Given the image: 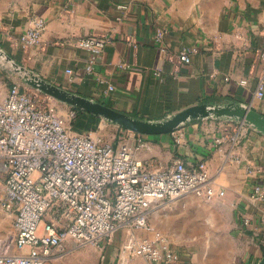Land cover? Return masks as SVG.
Instances as JSON below:
<instances>
[{"label": "crops", "instance_id": "1", "mask_svg": "<svg viewBox=\"0 0 264 264\" xmlns=\"http://www.w3.org/2000/svg\"><path fill=\"white\" fill-rule=\"evenodd\" d=\"M35 16L46 22L41 41L22 50L14 39ZM91 33L111 34L112 42L88 72L89 52L77 42ZM0 46L43 78L137 117L158 120L189 105L229 100L264 113V96L255 95L264 72L255 57L256 48L264 47V0H0ZM192 47L197 51L190 62L174 67L169 53ZM5 78L0 100L15 81L7 73ZM226 121L233 120L193 119L157 135L117 126L133 142L125 141L134 157L150 168H166L176 159L189 166L205 161L215 190L225 192L214 202L227 211L228 223L211 226L226 230L232 245L199 253L174 249L181 256L171 264H256L264 253V200L252 188L254 182L264 187V135L243 123L235 142H217ZM109 124L99 119L100 127ZM116 234L98 245L67 244L49 263L100 247L98 264H154L131 252L125 229Z\"/></svg>", "mask_w": 264, "mask_h": 264}, {"label": "built area", "instance_id": "2", "mask_svg": "<svg viewBox=\"0 0 264 264\" xmlns=\"http://www.w3.org/2000/svg\"><path fill=\"white\" fill-rule=\"evenodd\" d=\"M45 27L43 18L33 17L14 39L15 46L29 50L39 44ZM163 33L162 28L156 30L158 41ZM130 41L136 49L137 42ZM111 42L112 35L106 33L79 38L78 46L90 55L88 72ZM196 51L184 48L168 58L176 67L190 62ZM255 57L264 62V47L256 48ZM255 95L264 96V72ZM74 117L72 108L61 114L54 98L16 81L0 100V203L13 215V234L5 241L12 240L14 246L10 251L0 247V264H48L67 244L98 245L120 229L126 230L134 255L154 264L180 259L163 236L147 234L152 230L147 212L155 203L186 193L207 199L223 196L224 190H215L211 183L206 162L189 166L176 159L166 168H150L134 157L126 142L114 147L103 142L95 129H72ZM242 125L226 121L223 138L217 142L225 138L235 142ZM252 188L253 196L264 200V187L254 182Z\"/></svg>", "mask_w": 264, "mask_h": 264}, {"label": "rangeland", "instance_id": "3", "mask_svg": "<svg viewBox=\"0 0 264 264\" xmlns=\"http://www.w3.org/2000/svg\"><path fill=\"white\" fill-rule=\"evenodd\" d=\"M0 81L4 85L6 80V72L0 69ZM56 107L59 113L66 114L70 107L64 103L56 101ZM72 124V122H71ZM99 121L96 123L97 133L103 142L112 144L114 147L119 146L122 141H129L127 145H133L129 140V135H125L124 131L120 130L113 124L100 127ZM92 130V129H90ZM138 147V143H137ZM139 149L136 151L139 152ZM135 151V152H136ZM0 185V195H1ZM190 194L186 199H174L173 201L158 202L151 205L147 212V222L151 231H148L149 236H154L159 233L163 236L171 249L180 250L179 252L199 253L205 249L212 247L225 248L232 245V240H227L226 230L215 229V225L228 223L227 211L214 202L213 199H207ZM213 224V226H211ZM120 235V230L116 232ZM13 234V215L5 210L0 203V243L1 250H13V241L6 242L7 238ZM124 234V233H123ZM115 235V236H116ZM122 235V234H121ZM113 236L112 240L117 237ZM118 237L117 240H119ZM71 244H68L70 246ZM174 250L177 254H181ZM100 247L92 250L91 254H82L77 256V252L67 253L63 258L51 262L49 264H86L85 258L89 259L88 264H98L102 253ZM89 255V256H88Z\"/></svg>", "mask_w": 264, "mask_h": 264}, {"label": "water", "instance_id": "4", "mask_svg": "<svg viewBox=\"0 0 264 264\" xmlns=\"http://www.w3.org/2000/svg\"><path fill=\"white\" fill-rule=\"evenodd\" d=\"M0 68L23 86L37 89L73 109L86 111L100 120L136 133L164 134L189 120L215 118L242 122L264 135V113L242 102H201L186 106L166 118L152 120L117 110L93 98L65 89L16 62L1 46ZM256 264H264V253Z\"/></svg>", "mask_w": 264, "mask_h": 264}, {"label": "trees", "instance_id": "5", "mask_svg": "<svg viewBox=\"0 0 264 264\" xmlns=\"http://www.w3.org/2000/svg\"><path fill=\"white\" fill-rule=\"evenodd\" d=\"M75 111V117L71 121L72 129L76 131H86L96 128V123L99 119L85 111L73 109Z\"/></svg>", "mask_w": 264, "mask_h": 264}]
</instances>
